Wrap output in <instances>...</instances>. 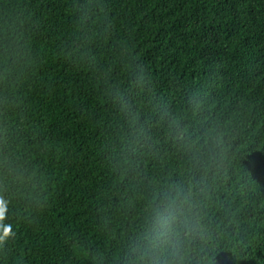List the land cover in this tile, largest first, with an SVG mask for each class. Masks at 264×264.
I'll list each match as a JSON object with an SVG mask.
<instances>
[{
    "label": "trees",
    "instance_id": "16d2710c",
    "mask_svg": "<svg viewBox=\"0 0 264 264\" xmlns=\"http://www.w3.org/2000/svg\"><path fill=\"white\" fill-rule=\"evenodd\" d=\"M0 264H264V0H0Z\"/></svg>",
    "mask_w": 264,
    "mask_h": 264
}]
</instances>
